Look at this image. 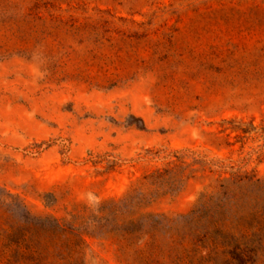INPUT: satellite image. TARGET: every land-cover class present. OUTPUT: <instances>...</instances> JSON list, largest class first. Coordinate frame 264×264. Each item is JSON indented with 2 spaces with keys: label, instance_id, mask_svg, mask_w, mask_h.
<instances>
[{
  "label": "rangeland",
  "instance_id": "rangeland-1",
  "mask_svg": "<svg viewBox=\"0 0 264 264\" xmlns=\"http://www.w3.org/2000/svg\"><path fill=\"white\" fill-rule=\"evenodd\" d=\"M264 0H0V264H64L51 227L192 151L149 210L174 219L229 167L264 177ZM79 217V218H76ZM77 264H140L82 235Z\"/></svg>",
  "mask_w": 264,
  "mask_h": 264
},
{
  "label": "trees",
  "instance_id": "trees-1",
  "mask_svg": "<svg viewBox=\"0 0 264 264\" xmlns=\"http://www.w3.org/2000/svg\"><path fill=\"white\" fill-rule=\"evenodd\" d=\"M237 129L244 138L264 137V126ZM167 155L171 165L145 173L122 198L81 216L85 232L54 220L50 230L61 238L64 264H77L84 234L117 241L140 264H264V177L229 167L230 174L202 192L189 213L169 219L150 211V202L179 193L199 162L219 170L227 166L187 150Z\"/></svg>",
  "mask_w": 264,
  "mask_h": 264
}]
</instances>
